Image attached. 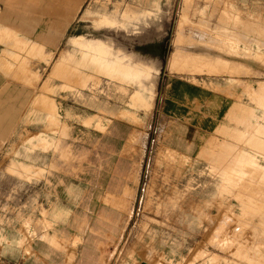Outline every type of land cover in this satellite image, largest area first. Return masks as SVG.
<instances>
[{
	"label": "rangeland",
	"instance_id": "1",
	"mask_svg": "<svg viewBox=\"0 0 264 264\" xmlns=\"http://www.w3.org/2000/svg\"><path fill=\"white\" fill-rule=\"evenodd\" d=\"M88 9L129 17L99 28ZM10 25L0 33V93L12 92L0 121V264H264V0H81L60 34L29 39ZM71 36L133 53L165 38L144 79L149 102L137 107L138 84L120 79L130 65L86 54L84 66ZM171 80L228 96L227 125L191 118L207 102L165 115Z\"/></svg>",
	"mask_w": 264,
	"mask_h": 264
},
{
	"label": "crops",
	"instance_id": "2",
	"mask_svg": "<svg viewBox=\"0 0 264 264\" xmlns=\"http://www.w3.org/2000/svg\"><path fill=\"white\" fill-rule=\"evenodd\" d=\"M48 1L37 0L32 3H17L14 0H0V5L3 4L5 7L3 12L0 13V33L12 30L13 27L10 24H18L20 28L29 35V39L40 37L47 38L48 36L46 34H48L47 31L50 27H54L57 33L60 34L59 32L64 28L66 23L71 21V19H73L75 16L81 0ZM10 6H12L11 9L9 8ZM86 13H96L100 15V21L96 20V26L99 28L118 26L124 27L127 17H129L127 11L120 13L121 16L109 11L102 12L98 9H88ZM55 15H57V18L53 19L52 17H55ZM69 41L73 45V53L80 59L84 66L85 64L82 58L86 54H89L93 55L95 57V61L97 60L96 62H99L101 65L119 62L123 66L136 65L139 67L142 72L137 77L133 78L132 76H126L125 78H120L122 80H133L138 84L133 92V94L137 92L138 96L141 98V105L137 107L143 106L144 102L148 103L150 98L149 93H147L144 89V79L150 77L149 74L144 73L145 67L148 68L150 64L153 63L152 65L155 69L157 66L154 63H159L162 59L161 56L166 55L170 48L165 38H163V40H149L150 42H146V46L137 48V50L134 52L135 54L133 52L126 51L122 46L114 47L110 41L101 37L71 36L69 37ZM143 55H150L154 57L146 58ZM176 55L177 54H175V56ZM150 60L152 63L149 62ZM93 69L98 70L100 68L94 65ZM165 92L166 94L163 111L168 117L178 118L185 113L191 115L192 113L190 112H197L194 110L196 109V105L198 103L207 102V106L202 110L203 116L196 113L191 117L193 120H197V123L200 122V124L203 125L202 127H215L217 125V130L227 125V120L230 119V113L232 110L231 108L233 105L231 106L232 101L228 96L214 94L211 91L210 94V92L205 88L193 85L189 82H181L179 80L169 81L167 90ZM11 97L12 92L10 91V88H5L0 93L1 122L6 118V110L11 105ZM224 114L225 119L222 120L221 118ZM97 118L100 117L98 116ZM94 122L99 124L102 129L106 125L104 122H99L97 119ZM66 127L71 128L70 125H67ZM189 131L190 130L187 129L184 134H190ZM185 135L184 137H186ZM184 137L181 138V140H183ZM43 139H45L47 142H52L56 138L54 136H46ZM198 143L199 140L196 139L193 145L197 146ZM138 264H149V262L139 261Z\"/></svg>",
	"mask_w": 264,
	"mask_h": 264
},
{
	"label": "bare ground",
	"instance_id": "3",
	"mask_svg": "<svg viewBox=\"0 0 264 264\" xmlns=\"http://www.w3.org/2000/svg\"><path fill=\"white\" fill-rule=\"evenodd\" d=\"M106 46V45H105ZM104 49V48H103ZM107 49V48H106ZM105 50V49H104ZM107 51V50H106ZM99 59V58H98ZM172 59H173V57H171V62H172ZM97 61V60H96ZM98 63V62H97ZM98 65H99V63H98ZM109 65V64H108ZM111 65V64H110ZM100 66H102V65H100ZM112 66L114 67V69H115V66L112 64ZM107 68V67H106ZM112 68V67H111ZM149 69H151L150 67H145V69H144V73L145 74H150V72H151V70H149ZM118 73H120V71H122V75H125V76H127V77H133V78H135V77H137L138 75H140V73L142 72V70L141 69H139V68H137V67H130V66H128V68H127V70H123V69H118V70H116ZM113 72V71H112ZM124 73V74H123ZM116 74V76L118 75L117 73H115ZM118 77V76H117ZM139 78V77H138ZM133 102V103H132ZM138 101L136 100V98H133V100L132 101H130V104L131 105H136V103H137Z\"/></svg>",
	"mask_w": 264,
	"mask_h": 264
}]
</instances>
